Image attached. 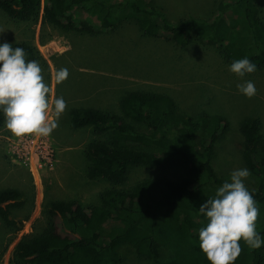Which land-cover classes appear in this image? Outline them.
Listing matches in <instances>:
<instances>
[{
  "label": "trees",
  "instance_id": "1",
  "mask_svg": "<svg viewBox=\"0 0 264 264\" xmlns=\"http://www.w3.org/2000/svg\"><path fill=\"white\" fill-rule=\"evenodd\" d=\"M155 0H0V10L17 21H33L43 6L47 23L66 31L101 33L135 24L147 36L165 31L181 46L199 42L219 47L227 64L247 57L264 68V18L261 0H219L213 17L189 15L180 22ZM1 42V41H0ZM26 60H44L29 41H17ZM119 110L73 106L75 128L90 126L101 138L87 147L88 177L105 178L113 187L101 192V204L53 200L42 231L24 235L15 258L27 264H124L119 247H132L140 258L158 264H209L199 249L198 229L205 220L198 206L227 180L213 164L215 145L229 127L225 114L202 110L186 114L166 91L133 89L123 93ZM0 114V128L3 126ZM259 118L241 124L243 151L251 172L260 178L248 189L264 205V133ZM181 164L189 175L181 180L147 176L127 186L136 166ZM24 205L18 188L0 189V217L17 224L12 209ZM264 239V229L258 231ZM233 264H263L264 245L252 249L240 241ZM162 251L166 254L163 257Z\"/></svg>",
  "mask_w": 264,
  "mask_h": 264
},
{
  "label": "rangeland",
  "instance_id": "2",
  "mask_svg": "<svg viewBox=\"0 0 264 264\" xmlns=\"http://www.w3.org/2000/svg\"><path fill=\"white\" fill-rule=\"evenodd\" d=\"M219 0H155L174 22L189 15L213 17ZM261 16L264 18V0ZM0 41H29L44 60L40 65L51 98L63 97L66 109L57 127L48 136H13L0 128V189L18 188L24 205L13 208L17 220L7 225L0 217V264H27L15 258V247L29 233L42 231L47 222L46 209L53 200H79L84 206L101 204V192L113 187L105 178L88 177L87 147L101 138L90 126L75 128L71 123L73 106H96L119 110L118 103L128 90L166 91L186 114L202 110L219 112L229 118V127L215 145L213 164L217 173L228 179L237 168H247L248 189H257L260 178L246 164L241 131L243 121L259 118L264 133V68L237 77L219 47L199 42L181 46L165 31L147 36L135 24L118 31L77 33L47 23L40 14L33 21H17L0 10ZM66 68L68 76L57 84L54 73ZM244 80L253 82L256 94L246 98L237 90ZM51 119V114L49 115ZM47 146L51 162L38 160V147ZM189 175L181 164L163 167L136 166L130 170L127 186L147 177L181 180ZM259 210L256 230L264 229V205ZM124 264H158L161 258H140L128 246L119 247ZM163 257L165 253L162 251ZM264 264V263H263Z\"/></svg>",
  "mask_w": 264,
  "mask_h": 264
},
{
  "label": "clouds",
  "instance_id": "3",
  "mask_svg": "<svg viewBox=\"0 0 264 264\" xmlns=\"http://www.w3.org/2000/svg\"><path fill=\"white\" fill-rule=\"evenodd\" d=\"M256 67L243 57L232 60L228 70L243 78ZM67 76L66 68L58 69L54 73L55 82L59 84ZM237 90L246 98L256 94L250 80L237 84ZM50 92L39 63L26 60L23 48L12 47L7 41L0 42V114L4 128L16 137L48 136L66 109L63 97L53 99ZM249 175L247 168L232 170L215 194L197 207L205 220L198 229L199 249L209 264H233L241 251L240 241L252 249L264 245V239L256 230L259 210L245 185Z\"/></svg>",
  "mask_w": 264,
  "mask_h": 264
},
{
  "label": "built area",
  "instance_id": "4",
  "mask_svg": "<svg viewBox=\"0 0 264 264\" xmlns=\"http://www.w3.org/2000/svg\"><path fill=\"white\" fill-rule=\"evenodd\" d=\"M38 151H39V154H38V160H39V164L40 166L42 164H47L49 162H51V159H50V153L47 151V146L46 145H41L38 147Z\"/></svg>",
  "mask_w": 264,
  "mask_h": 264
}]
</instances>
